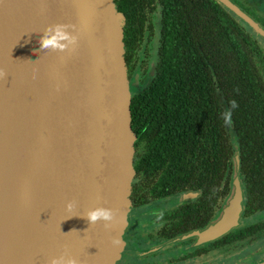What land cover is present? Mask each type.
Instances as JSON below:
<instances>
[{"label": "water", "instance_id": "obj_1", "mask_svg": "<svg viewBox=\"0 0 264 264\" xmlns=\"http://www.w3.org/2000/svg\"><path fill=\"white\" fill-rule=\"evenodd\" d=\"M218 1L263 32L234 2ZM57 23L75 39L63 52L41 49L44 29ZM124 25L115 0H0V240L9 245L0 264H48L62 253L77 264L121 260L140 86L128 78ZM235 168L222 216L181 239L211 240L239 224L238 155ZM96 208L113 219L90 224Z\"/></svg>", "mask_w": 264, "mask_h": 264}, {"label": "trees", "instance_id": "obj_2", "mask_svg": "<svg viewBox=\"0 0 264 264\" xmlns=\"http://www.w3.org/2000/svg\"><path fill=\"white\" fill-rule=\"evenodd\" d=\"M115 3L124 12L127 55L134 52L129 59L139 76L147 71L142 62L147 59L148 64L144 48L149 42L144 41L154 31L151 17L160 13L154 72L147 83L134 81L140 86L131 102L134 130L153 134L150 145L155 149L148 161L178 174L189 146L193 177L214 170L215 177L225 178L228 190L233 131L241 155L242 205L264 209V89L248 62V34L230 9L218 0ZM226 112H231L230 125L224 123Z\"/></svg>", "mask_w": 264, "mask_h": 264}, {"label": "flooded vegetation", "instance_id": "obj_3", "mask_svg": "<svg viewBox=\"0 0 264 264\" xmlns=\"http://www.w3.org/2000/svg\"><path fill=\"white\" fill-rule=\"evenodd\" d=\"M232 1L263 31H259L229 10L241 29L248 34L249 48L246 52L248 62L260 82L259 87L264 89V0ZM121 13L124 16V12ZM159 17L160 13L157 10L151 17L154 31L144 41L149 42L144 48L147 49L145 56L148 55V64L147 59H143L142 62L147 67L145 75L139 76L137 70L131 67L133 62L129 57L134 52L127 55V41H124L128 78L132 82H143L152 74L158 59ZM154 49L155 60L152 54ZM262 127L261 132L264 131V125ZM135 132L136 167L130 215L125 247L118 264H258L264 261V209L261 208L246 210L244 206L239 224L228 233L211 240H200L198 235L181 239L186 234L205 230L222 216L233 190L235 155L239 158L241 177V155L233 131L235 151L232 154L233 170L228 190L225 178L215 177L214 170L210 175L193 177L189 146L185 150V161L179 163L178 174L176 170L161 169L162 163L148 161L150 151L155 149V146L150 145L153 134L146 130L135 129ZM244 200L243 196L242 204Z\"/></svg>", "mask_w": 264, "mask_h": 264}, {"label": "clouds", "instance_id": "obj_4", "mask_svg": "<svg viewBox=\"0 0 264 264\" xmlns=\"http://www.w3.org/2000/svg\"><path fill=\"white\" fill-rule=\"evenodd\" d=\"M70 27L68 24L57 23L49 25L44 29L43 35L39 40L41 49H48L52 51L63 52L68 43H71L75 38L67 31ZM5 75L4 71L0 69V78H3ZM231 108L235 109L237 107L236 101L230 102ZM224 123L225 125H230L231 123V112H226L224 114ZM68 208L72 207V204L67 205ZM114 213L106 208H96L86 213L85 218L90 224H94L98 220L111 221L113 219ZM104 227H108L107 224ZM116 243L117 241H113ZM48 264H77L76 259L67 254L62 253L59 256L53 257L48 261Z\"/></svg>", "mask_w": 264, "mask_h": 264}, {"label": "bare ground", "instance_id": "obj_5", "mask_svg": "<svg viewBox=\"0 0 264 264\" xmlns=\"http://www.w3.org/2000/svg\"><path fill=\"white\" fill-rule=\"evenodd\" d=\"M9 247L6 239L0 240V256L6 251Z\"/></svg>", "mask_w": 264, "mask_h": 264}, {"label": "rangeland", "instance_id": "obj_6", "mask_svg": "<svg viewBox=\"0 0 264 264\" xmlns=\"http://www.w3.org/2000/svg\"><path fill=\"white\" fill-rule=\"evenodd\" d=\"M152 54H153V56H154V59H153V60H155V59H156V52H155V49L152 51ZM153 60H152V62H154ZM151 66H153V65H151ZM153 72H154V70L152 69V74H153ZM152 74H151V75H152ZM149 78H150V77H147V78L144 80L143 83H146V82L149 80ZM259 215H260V214H259Z\"/></svg>", "mask_w": 264, "mask_h": 264}]
</instances>
